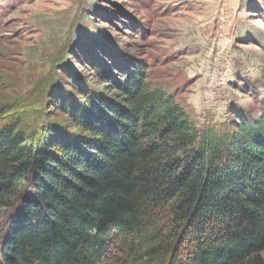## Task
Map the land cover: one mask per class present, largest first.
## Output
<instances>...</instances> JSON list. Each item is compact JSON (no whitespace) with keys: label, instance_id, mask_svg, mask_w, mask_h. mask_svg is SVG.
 <instances>
[{"label":"trees","instance_id":"16d2710c","mask_svg":"<svg viewBox=\"0 0 264 264\" xmlns=\"http://www.w3.org/2000/svg\"><path fill=\"white\" fill-rule=\"evenodd\" d=\"M111 78L57 97L72 128L0 100V264H264V110L199 127L141 67Z\"/></svg>","mask_w":264,"mask_h":264},{"label":"rangeland","instance_id":"374dc122","mask_svg":"<svg viewBox=\"0 0 264 264\" xmlns=\"http://www.w3.org/2000/svg\"><path fill=\"white\" fill-rule=\"evenodd\" d=\"M137 67L199 127L263 111L264 0H0V100L24 126L72 128L58 96H115Z\"/></svg>","mask_w":264,"mask_h":264}]
</instances>
